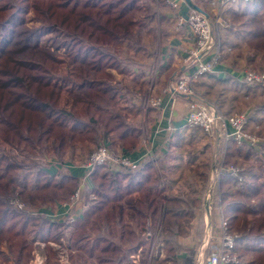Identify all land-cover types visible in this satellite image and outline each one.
<instances>
[{"label": "trees", "instance_id": "obj_1", "mask_svg": "<svg viewBox=\"0 0 264 264\" xmlns=\"http://www.w3.org/2000/svg\"><path fill=\"white\" fill-rule=\"evenodd\" d=\"M155 7L153 0H0V264H28L35 242L59 239L61 223L10 204L16 195L41 211L69 200L79 179L54 173L50 159L63 167L99 143L118 146L123 154L138 144L139 130L128 117L137 116L139 109L129 98L134 90L126 80L131 76V85L141 88L145 73L142 64L125 55L144 51L139 46L143 35L156 37ZM263 15L264 2L252 1L239 16L260 26L252 39L262 45ZM26 23L35 24L32 44L20 53L8 52L17 28ZM51 28L58 32L39 34ZM116 75L123 78L116 81ZM227 150L228 162L259 157L232 143ZM88 180L91 187L85 193L96 202L73 223V263L90 258L96 264H133L131 255L140 250V264H193L194 249L179 246L177 239L192 223L194 203L184 196H163L149 163L121 172L99 166ZM218 188L229 230L238 236L237 248L244 245L242 253L256 256L248 264H264V176L252 174L241 182L223 175ZM161 203L167 205L163 246L149 259L150 242L142 233ZM47 249L48 263L52 253Z\"/></svg>", "mask_w": 264, "mask_h": 264}, {"label": "rangeland", "instance_id": "obj_2", "mask_svg": "<svg viewBox=\"0 0 264 264\" xmlns=\"http://www.w3.org/2000/svg\"><path fill=\"white\" fill-rule=\"evenodd\" d=\"M154 4H156V14H158V8L162 6L161 1H163L165 4H167V0H153ZM264 2V0H262ZM190 4H193V0L190 1ZM153 4V3H152ZM246 5L247 3H243ZM168 5V4H167ZM209 5L214 9L215 13L212 17H210L204 10L197 8L195 11L198 13H201L204 17H206L207 21L209 22L212 30V39L215 44H220V58L217 62L218 65H224L226 66L227 63L230 67L231 71H234L238 74H250L256 79H260V76H264V44H258L260 42V39L254 40L252 39L255 37L259 32V25L257 23L251 22L249 20L250 18L247 17H234L232 16L231 10L238 9L242 5L240 2L238 6L235 8H229L228 11L224 12L221 10L220 3L216 0H210ZM170 6V5H168ZM194 6V5H193ZM196 7V6H195ZM245 7V6H244ZM242 7V8H244ZM171 9H173L170 6ZM241 8V9H242ZM178 10V9H173ZM191 9L189 10L188 14L190 13ZM241 11V10H240ZM142 14H139L141 16ZM262 25H264V15L262 18ZM156 21L158 24V30L161 28L160 26V20L156 17ZM154 22V21H153ZM155 23V22H154ZM178 24V17H177V23ZM33 26L35 24L33 23H26L20 27L17 28L14 39L10 46L7 48L8 52L11 53H20L21 51L27 50L31 43V37L30 33L32 32ZM180 27L177 25V28ZM58 31L55 29H41L39 31V34L41 36H45L50 33L56 34ZM257 33V34H256ZM147 34L143 35L142 42L139 46L144 47V51H141L138 54H131L127 52V55H125L126 58H129L132 63H136L139 65H143V68H145L144 73V85L140 88L138 86L134 87L131 85L132 79L131 76H127L126 83L131 86L134 91L129 90V98L130 100L138 104L139 113L137 116H129L128 122L129 124H133V126L137 127L139 130V137H142L145 133V127L147 123L146 113L149 109H160V106L162 104V94L160 95H153V89L155 87V78H156V66L157 64L156 59L154 60V49L153 45L155 43V38L146 36ZM238 35V36H236ZM230 44V48H226L223 50L224 44ZM233 44L236 46L233 48ZM194 45L187 50V54L184 57L185 65L187 64L189 68L192 69V64L194 65V57L191 56L190 51L193 49ZM63 52L62 49L58 51L60 54ZM192 52V51H191ZM62 54V53H61ZM190 54V55H189ZM155 57V56H154ZM154 60V61H153ZM151 61V63H149ZM153 61V63H152ZM149 63V64H148ZM152 64V65H151ZM141 65V66H142ZM151 65V67H150ZM227 67V66H226ZM187 72V73H186ZM185 73H178L174 77L173 81L177 79L179 76H182L183 74H188L190 71H186ZM216 72L212 71L210 73H205L202 76L197 77L193 85L191 86L193 91V96H186V95H169V96H180L184 98L187 102V110L189 108V103H195L199 107H203V112L206 114V116L212 118L214 124L210 128L209 132H204L203 129L199 128H190L186 122L185 126L186 129L189 130V133H191L194 137H197L198 140L195 144L191 146H184V149L180 148L179 150L174 151L172 156L177 157H189V159L194 158V154L198 152V156L194 159L192 163H185L182 162L180 167L178 169H172L171 164H175L176 159L174 157H171L174 159V161H170L167 159V167H163L162 163L159 161V159H155L152 157L150 160V165L153 170L155 184L157 185V190L162 194L163 196H167V194L175 195L177 196H184L188 200H192L194 204L191 206L194 207V217L192 222L197 218L201 217L200 213L205 210L206 214L213 216L214 218V224H217L216 217L220 218V213H222L223 217L227 220L225 217V203L222 201L223 197L220 194V190L217 187V185L220 182V178L223 175H233L236 178H239L242 180L241 182H244L247 178H250L252 174L264 176V81L261 80V82H255V79H252L249 82H245L241 77H239L238 81L245 86V88L242 90V92H238V94H234L232 91L225 92L223 91L224 85L217 84L213 78H215ZM211 76V79H208V77ZM152 77V78H151ZM123 77L116 75V81L121 80ZM170 82L165 88H168L172 83ZM148 82V85H147ZM205 82V83H204ZM211 83L212 87L206 86V84ZM201 85H197V84ZM204 83V84H203ZM209 83V84H210ZM140 89H136V88ZM242 87V86H240ZM163 90V94L164 93ZM166 95V94H165ZM196 98H199L200 100L197 102H194ZM159 101V104L156 106H152V102ZM161 101V104H160ZM186 110V112H187ZM186 116V114H185ZM245 117L246 121L242 125V132L246 135H250L255 137L259 141V146H246V145H240L236 143L235 141L229 140L225 141L224 137L221 134V129L219 125L218 119L225 118V119H231V120H239L241 118ZM227 142V143H225ZM181 146L185 145V140L176 141ZM235 144L236 146L242 147V148H251L254 152L258 153L259 157H256L254 155H248L245 159H241L240 157L237 158L234 163L228 162L227 148L230 144ZM187 147V148H185ZM104 148L108 152L118 155V156H125L123 152L120 150L118 146H111L105 143H99L96 148L92 149L91 152L86 154V152L82 154L74 155V157L71 160L70 164L72 166L78 167V168H85L90 156L96 152L98 149ZM85 151V150H84ZM16 156L18 155L17 152H13ZM126 157V156H125ZM168 158V157H167ZM33 162L36 163L37 159L32 158ZM127 159H129L127 157ZM130 160V159H129ZM164 160V159H163ZM245 161V163L243 162ZM131 162V160H130ZM170 163V164H169ZM28 164V163H26ZM30 165V164H29ZM143 165V164H142ZM142 165L135 166L133 164V168H125L120 167L117 168V170L121 171H127L132 170L136 168L142 167ZM53 167L55 170H62L63 167L59 166L56 162V160L50 159L48 167ZM47 167V168H48ZM250 167L255 170L254 172H251ZM110 169V168H109ZM231 169H234L237 171V174L230 173L229 171ZM54 170V172H55ZM111 170V169H110ZM250 170L249 173L248 171ZM114 172V170H111ZM157 171L160 172V175H157ZM218 183H216L217 177ZM83 178L80 181L79 180V186L83 184ZM161 188H160V187ZM83 184V188H84ZM77 188V190H78ZM234 191L236 190V186L233 188ZM86 191V189L84 188ZM76 191H74L75 193ZM73 193V194H74ZM82 193V192H81ZM80 193V194H81ZM72 194V195H73ZM71 195V196H72ZM92 195L94 197L93 201H88V196ZM86 195L85 192H83L80 199L74 204L75 207H70L69 209H66L68 212V216L64 218L65 216L63 214H59L58 216L54 214L53 222L61 223V227L59 230V236L58 240L56 242H49L44 243L41 241L35 242L33 245V250L31 252L32 257L28 264H76L73 263L74 261L71 259V256L75 255L74 251L71 248V238L74 233V227L73 224H69V217L72 216H78L79 214L82 215V212L87 209L89 206L94 204L96 202V197L93 194ZM70 196V198H71ZM69 200L66 202H62L60 205L63 206L64 204L68 203ZM10 204L14 209L27 211L31 215H41L43 219H47V216L44 213L40 212V208L36 205H28L23 199H21L19 196H12L10 198ZM85 206V208H82ZM165 203H161L158 207V213L155 217V220H151V218H147L146 220V229L142 233V237L145 238V240L150 242L148 256L150 257L156 252L157 248H162L163 244L160 239L161 231L163 227V218H164V209L166 208ZM20 208V209H18ZM47 207H43L41 210L46 209ZM56 206H49L50 211H55ZM48 220V219H47ZM63 220V221H61ZM61 221V222H57ZM228 223V220H227ZM218 226H214V230H211L210 233L215 236V234L219 233ZM229 228V224H228ZM230 233L233 235L235 232L229 230ZM190 233L189 227L184 229V234L182 235L187 236ZM192 234V235H191ZM189 238L187 239H181V243L183 244H189L190 247L195 246L197 249L201 246L204 248V242L206 240V237L203 235L197 236V238L194 236V233H191ZM181 235V236H182ZM180 236H178L179 238ZM178 243V241H177ZM196 243V244H195ZM199 244V246H198ZM180 246V245H179ZM240 246H238L239 248ZM244 247L241 246V248ZM51 249L52 256L49 259V262L47 263V251L48 249ZM195 248H194V256L195 255ZM236 249V258L240 260V264H248L250 261H253L256 256L253 255V253H242L240 250L242 249ZM139 252L137 251V254H134L133 264H140L139 262ZM161 253L163 254L162 250ZM210 250H205L200 255V261L203 262L205 258L209 256ZM193 256V263L196 260V258ZM51 258H53L51 260ZM197 260V262L200 263V261ZM77 264L79 262L77 261ZM82 264H96L93 259H86L85 263ZM149 264V263H148Z\"/></svg>", "mask_w": 264, "mask_h": 264}, {"label": "crops", "instance_id": "obj_3", "mask_svg": "<svg viewBox=\"0 0 264 264\" xmlns=\"http://www.w3.org/2000/svg\"><path fill=\"white\" fill-rule=\"evenodd\" d=\"M209 1L210 0H193V4H186L183 2L179 5L178 10L171 9L170 6H168L163 1H161L162 6L158 8V14H157V18H159L160 20L161 28L159 30V33L157 32V35L155 37V43L153 45L154 56H155V57L153 56V58L154 60L156 59L155 63L157 64L155 68L156 84L153 89V95L162 94V104L160 106V109L158 110L149 109L147 111L146 113L147 123H146L144 135L142 137H139V142L133 150L124 154L134 163L135 166L142 164L145 165V163L150 164L151 162L150 160L152 159V157L155 159H159V161L162 163L163 167L165 168L167 167V163H168L167 159H169L170 161L172 160L174 161V159H172L171 157L177 158L175 161L176 163L171 164L170 170L178 169L182 164V162H185L186 164L188 162L191 163V161H189L188 156L187 157L172 156L174 151L179 150L180 148L184 149V146H191L195 144L196 141L198 140L197 137H194L191 133H189V130L186 129L184 123L185 114L187 110V102L184 98L180 96L173 97V96L165 95L163 94V90L170 82L173 81L176 74L185 73L188 70L190 72L192 71V69L189 68L187 64L185 65L184 57L187 54L186 51L193 46L194 38L191 30L187 25H181L180 27L177 28V24H176L177 17L178 16L186 17L188 15L189 10L195 8H200L204 10L210 17H212L215 11L209 5ZM241 4L242 5L240 6V8L231 10L232 16L234 17L240 16V14L243 12L244 9L242 7L245 6L243 3ZM235 46L236 45L233 44L232 47L234 48ZM230 47H231L230 44H224L223 50ZM149 63H151V61ZM224 64H226L227 67L224 65H218L215 68V72L217 74L216 83L220 85H224L223 87L224 93L228 91H232L234 94H238V92H242L245 86L240 85L242 83L238 81L241 74L231 71L230 70L231 66H228L227 63ZM144 70L145 68H143V71ZM209 83L206 84V86L209 87V85H212L211 83L210 84ZM143 85L144 82L142 83V86ZM197 85H201V84L198 83ZM181 140H185L186 144L180 147V145L176 143V141H181ZM63 168H64L63 171L55 170L54 173H56L57 171H62L65 174H70L77 177L80 181L83 178L84 180L83 184L85 186L84 188L87 190V188L91 187L88 180L89 176H87L88 173L85 168H78L70 165L69 163L65 164ZM117 171L119 172L120 170ZM40 212L44 213L47 216L48 221H52V222H53L52 220L53 217H57L58 213L63 214L65 216L64 218L68 216L67 210L65 209V207H62L61 205L56 206L54 212L50 211L49 209H44L41 210ZM54 214H56L57 216H54ZM81 216L82 215L79 214L78 218H80ZM200 216L201 217H197L191 223L189 227L190 233L185 237L184 235H182L177 239L178 244L181 247L187 249H194L195 246L190 247L189 244L181 243V239L189 238L190 234L194 233V231H195L194 236L197 238L198 232H201L200 228L202 230L203 237L206 236L209 230L210 231L214 230L215 232L214 226H218V216L216 217L217 224H214L213 216L211 215L207 216L205 210L202 212V214L200 213ZM61 221H57V222H61ZM199 221L202 222V225L200 226L198 225ZM216 236L217 234L213 236L214 243L217 241ZM198 248L199 249H197V247L195 248V255L196 254L197 255L196 257L194 256L196 260L194 261L193 264L199 263L197 262V260L200 259L201 253L206 250V247L202 248L201 246H199ZM238 249H241V246ZM184 255L185 253H182V255H179L178 258L179 259L183 258ZM133 258L134 255H131V260Z\"/></svg>", "mask_w": 264, "mask_h": 264}, {"label": "built area", "instance_id": "obj_4", "mask_svg": "<svg viewBox=\"0 0 264 264\" xmlns=\"http://www.w3.org/2000/svg\"><path fill=\"white\" fill-rule=\"evenodd\" d=\"M191 0H189L190 2ZM220 3L221 10L226 12L229 8H235L240 3H249L252 1L258 2L262 0H216ZM188 4L185 0H167V4L170 5L173 9H178L181 3ZM178 26L187 25L192 32L194 38V47L190 51L191 56L194 57V65L192 64V71L188 74H183L173 81V83L164 90V93L167 95H186L193 96V91L191 86L197 79V77L204 75L205 73H210L215 71L217 67V62L220 58V44H215L212 39V30L209 22L206 17L201 13L191 9L190 13L186 17L178 16ZM189 54V55H190ZM152 78V77H151ZM241 79L245 82H249L252 79H255V82L264 81V76H260V79H256L250 74H241ZM199 98H196L194 102L199 101ZM159 104V101L152 102V106ZM161 104V101H160ZM189 108L186 112L185 122L190 128H201L204 132H209L210 128L213 126L214 122L213 117L210 118L206 116L203 112V107H199L195 103H189ZM219 125L221 126V134L224 137L225 141H235L240 145L246 146H259V141L255 137L246 135L242 132V125L245 123L246 118L243 117L239 120H231L220 118L218 119ZM227 143V142H225ZM133 162L127 157L121 155H114L108 152L104 148L98 149L94 152L85 167L87 170V176L99 166H107L111 170L117 171V168H133ZM230 173L237 174V171L231 169ZM157 175H160V172L157 171ZM217 177L216 183H218ZM239 181H242L239 178ZM160 187V186H159ZM218 187V185H217ZM161 188V187H160ZM82 192V193H81ZM84 191L83 185L76 190V192L71 196L70 201L64 204L62 207L69 209L70 207H75L74 204L80 199ZM81 193V194H80ZM86 194V193H85ZM89 195V194H86ZM94 197L92 195L88 196V201H93ZM82 208H85L83 206ZM20 209V208H18ZM208 216V214H207ZM78 219V216L69 217V224H73ZM219 228L216 239L217 241L213 242V234L210 233V230L206 234V240L204 242V247L206 250H210L209 256L204 259L203 262L200 261L198 264H240V260L236 258V241L238 239L237 235H233L229 232L227 220L220 213V218H218ZM213 243V244H211Z\"/></svg>", "mask_w": 264, "mask_h": 264}, {"label": "water", "instance_id": "obj_5", "mask_svg": "<svg viewBox=\"0 0 264 264\" xmlns=\"http://www.w3.org/2000/svg\"><path fill=\"white\" fill-rule=\"evenodd\" d=\"M188 4H190L189 0H185ZM197 10V8H195Z\"/></svg>", "mask_w": 264, "mask_h": 264}]
</instances>
